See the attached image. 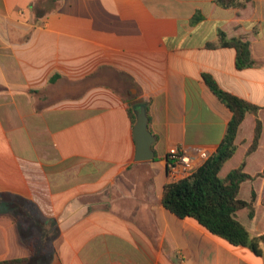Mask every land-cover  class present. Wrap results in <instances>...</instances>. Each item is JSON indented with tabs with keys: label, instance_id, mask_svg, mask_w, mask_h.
Instances as JSON below:
<instances>
[{
	"label": "crops",
	"instance_id": "1",
	"mask_svg": "<svg viewBox=\"0 0 264 264\" xmlns=\"http://www.w3.org/2000/svg\"><path fill=\"white\" fill-rule=\"evenodd\" d=\"M250 43L238 69L220 32ZM261 108L263 135L245 171H264V0L243 10L215 0H0V263L264 264L162 202L166 156L221 145L231 111L204 80ZM145 105L155 159L136 161L131 110ZM137 120V119H136ZM248 114L241 165L254 140ZM264 234V177L243 184ZM32 248H31V246Z\"/></svg>",
	"mask_w": 264,
	"mask_h": 264
},
{
	"label": "trees",
	"instance_id": "2",
	"mask_svg": "<svg viewBox=\"0 0 264 264\" xmlns=\"http://www.w3.org/2000/svg\"><path fill=\"white\" fill-rule=\"evenodd\" d=\"M251 0H215L222 8L243 10ZM220 46L237 51V68L242 70L255 65L250 43L243 37L228 38L220 32ZM204 80L215 96L231 111L225 137L216 153L211 155L197 171L184 180L166 185L163 193L164 207L177 217L195 220L211 234L224 239L232 246L249 248L257 256L264 254V234L253 236L248 227L238 218V212L248 210L249 217L256 216L255 193L250 201L240 195L244 183L264 177V171L251 175L245 171L247 158L259 148L263 135V123L259 119L261 108L233 94L223 91L211 75L204 74ZM248 114L256 117L254 140L241 165L226 176L223 170L237 153V136ZM136 123V115L131 110ZM31 246V245H30ZM32 248V246H31ZM36 251L31 257L0 264H40Z\"/></svg>",
	"mask_w": 264,
	"mask_h": 264
},
{
	"label": "built area",
	"instance_id": "3",
	"mask_svg": "<svg viewBox=\"0 0 264 264\" xmlns=\"http://www.w3.org/2000/svg\"><path fill=\"white\" fill-rule=\"evenodd\" d=\"M208 158V152L202 147L178 145L171 148L166 156L168 181L176 183L189 178Z\"/></svg>",
	"mask_w": 264,
	"mask_h": 264
},
{
	"label": "water",
	"instance_id": "4",
	"mask_svg": "<svg viewBox=\"0 0 264 264\" xmlns=\"http://www.w3.org/2000/svg\"><path fill=\"white\" fill-rule=\"evenodd\" d=\"M134 137L137 143L136 161H152L155 159L154 145L156 138L149 129V116L145 105L136 111Z\"/></svg>",
	"mask_w": 264,
	"mask_h": 264
}]
</instances>
